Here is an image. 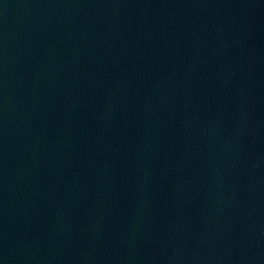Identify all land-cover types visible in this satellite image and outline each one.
I'll use <instances>...</instances> for the list:
<instances>
[{"label":"water","instance_id":"water-1","mask_svg":"<svg viewBox=\"0 0 264 264\" xmlns=\"http://www.w3.org/2000/svg\"><path fill=\"white\" fill-rule=\"evenodd\" d=\"M0 264H264V0H0Z\"/></svg>","mask_w":264,"mask_h":264}]
</instances>
